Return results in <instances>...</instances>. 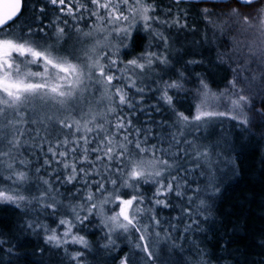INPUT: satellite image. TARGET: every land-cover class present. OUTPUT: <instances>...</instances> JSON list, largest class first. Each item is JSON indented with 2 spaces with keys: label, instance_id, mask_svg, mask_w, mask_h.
Returning <instances> with one entry per match:
<instances>
[{
  "label": "snow or ice",
  "instance_id": "snow-or-ice-1",
  "mask_svg": "<svg viewBox=\"0 0 264 264\" xmlns=\"http://www.w3.org/2000/svg\"><path fill=\"white\" fill-rule=\"evenodd\" d=\"M246 150L264 165V0H0V264L29 237L59 264H219L203 225Z\"/></svg>",
  "mask_w": 264,
  "mask_h": 264
},
{
  "label": "trees",
  "instance_id": "trees-1",
  "mask_svg": "<svg viewBox=\"0 0 264 264\" xmlns=\"http://www.w3.org/2000/svg\"><path fill=\"white\" fill-rule=\"evenodd\" d=\"M233 40L238 41L243 49L246 37L233 32L222 38L217 50L231 52ZM238 163V174L226 182L224 195L219 203V215L216 219L223 220V225H203L206 232L201 239L206 237L205 243L210 250L217 255L226 256V260L219 264H252L260 259L262 251L257 245L264 239V165L260 163V153L252 150L242 152ZM14 218L15 213L11 210L0 211V226L10 224ZM220 237L228 243L225 245L222 242L219 247H213ZM88 238L96 239L93 236ZM23 244L19 249L21 259L15 264H59V256L47 250L41 238L29 237ZM223 247H227L232 255L221 252ZM41 249L46 250L42 253Z\"/></svg>",
  "mask_w": 264,
  "mask_h": 264
}]
</instances>
